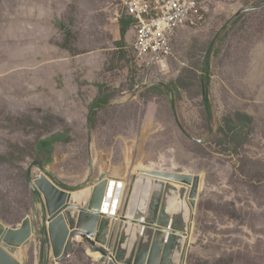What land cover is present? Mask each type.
<instances>
[{"label": "rangeland", "instance_id": "obj_1", "mask_svg": "<svg viewBox=\"0 0 264 264\" xmlns=\"http://www.w3.org/2000/svg\"><path fill=\"white\" fill-rule=\"evenodd\" d=\"M203 6L158 72L138 65L115 0H0V220L32 218L22 264L54 259L30 171L67 191L126 184L121 211L139 165L200 180L182 264H264V0ZM95 252L80 237L56 264H108Z\"/></svg>", "mask_w": 264, "mask_h": 264}, {"label": "water", "instance_id": "obj_2", "mask_svg": "<svg viewBox=\"0 0 264 264\" xmlns=\"http://www.w3.org/2000/svg\"><path fill=\"white\" fill-rule=\"evenodd\" d=\"M178 126L191 140L198 141L190 136L180 123ZM157 173L150 175L176 178L175 180L193 187L198 182V177H192L190 174ZM41 176L49 178L45 174ZM41 176L33 179L32 172L29 173L32 188L42 198L47 211L46 226L54 255V259H48L47 264L61 263L67 257L73 241L79 236L102 254L101 263L177 264L175 256H180L184 249L189 214L185 210L180 212L181 209L173 215L169 213L172 223L165 224L169 215L164 217L162 214L165 195L161 182L157 183L160 187L154 189L148 175L136 176L130 189V201L122 218L118 219L104 214L103 211L108 202L106 192L109 194L112 191L110 185L107 190L106 179H101L93 188L67 191L56 185L51 178L49 179L57 188L48 185L41 180ZM190 203L194 206L195 200L192 199ZM119 220L125 222V225L119 232V235H122L117 241L114 258L109 252V246L113 228ZM178 222L182 223V228L177 225ZM33 234V220L30 217L17 228L10 227L0 220V264H22V248L31 240ZM130 237L133 241L130 250L126 251L125 245Z\"/></svg>", "mask_w": 264, "mask_h": 264}, {"label": "built area", "instance_id": "obj_3", "mask_svg": "<svg viewBox=\"0 0 264 264\" xmlns=\"http://www.w3.org/2000/svg\"><path fill=\"white\" fill-rule=\"evenodd\" d=\"M131 22L138 65L162 72L173 56L178 32L204 20L207 0H115Z\"/></svg>", "mask_w": 264, "mask_h": 264}, {"label": "bare ground", "instance_id": "obj_4", "mask_svg": "<svg viewBox=\"0 0 264 264\" xmlns=\"http://www.w3.org/2000/svg\"><path fill=\"white\" fill-rule=\"evenodd\" d=\"M138 172H140V174H143V175H148L147 177L150 178V181L151 183L153 184L154 186V189L155 188H159L157 183L158 182H161L162 183V186H163V193L165 195V199H164V207H163V215L164 217L165 216H168L169 213L171 215L175 214L177 211H179L180 209V212L185 210L187 212V214H190L191 215V209L189 207V201H191L192 199H195L197 198V193H198V189H199V182L200 180L197 182L196 185H188V184H185L184 182H181V181H178V180H175L176 178H173L171 176H169L170 178H173V179H168L166 178L165 176L163 177H160V176H156V175H150V173H155V174H158L157 172H163V171H150L148 169H146L145 166L143 165H139L138 166ZM166 173H169V174H175L176 172H166ZM181 174H184V173H181ZM184 175H187V174H184ZM192 176V175H191ZM41 180L45 181V183H47L48 185H51V186H54L55 188H57L49 178L45 177V176H41ZM165 177V178H164ZM193 177V176H192ZM107 180V190L109 188V180ZM39 184V182H38ZM126 184H123V183H116L115 186H112V189L114 188V190L112 191L113 192V209H112V206L111 208L109 209L108 208V205H109V201L111 200V198H108V193L106 192V198H108V202L106 203V207L104 208V214L108 215V216H114V218H122V214L125 210V206L126 204L130 201V198H131V187L133 185V181L131 183V186L129 188V192H128V195H127V199L125 201V206H123V209L120 211L117 209L118 207V203H120V195H119V191L120 189L124 188ZM185 185H187L186 187H184ZM57 190V189H56ZM171 219L172 217L169 215V220L168 221H165V224H168V225H171ZM187 219H188V215H187ZM182 222V221H181ZM162 223V222H161ZM177 225L182 228L183 225L182 223L178 222ZM186 230L189 229V222L187 221L186 223ZM80 238L77 237V239L75 240H78ZM110 252V251H109ZM95 257L100 259L102 257V254L100 252H95ZM111 255H113L112 253H110ZM183 254L181 253V255H176L175 256V261L177 260V264H182V256ZM53 257V256H51ZM54 258V257H53Z\"/></svg>", "mask_w": 264, "mask_h": 264}, {"label": "trees", "instance_id": "obj_5", "mask_svg": "<svg viewBox=\"0 0 264 264\" xmlns=\"http://www.w3.org/2000/svg\"><path fill=\"white\" fill-rule=\"evenodd\" d=\"M131 22L127 19L122 20L121 22V36L124 37L128 31V29L130 28ZM205 105L208 107V109H210V104H209V100L206 98L205 99ZM52 145H53V140H48V141H44L42 142V144L40 145L41 148H44L46 150H48L49 153L52 152ZM40 167H43L42 164H40ZM54 181H56L57 184H59L60 186L66 188L67 190L70 188H68L67 186H65L64 184H62L61 182H59L55 177Z\"/></svg>", "mask_w": 264, "mask_h": 264}, {"label": "crops", "instance_id": "obj_6", "mask_svg": "<svg viewBox=\"0 0 264 264\" xmlns=\"http://www.w3.org/2000/svg\"><path fill=\"white\" fill-rule=\"evenodd\" d=\"M96 254V253H95Z\"/></svg>", "mask_w": 264, "mask_h": 264}]
</instances>
